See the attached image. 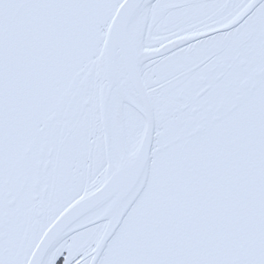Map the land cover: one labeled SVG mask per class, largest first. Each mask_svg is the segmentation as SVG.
<instances>
[{
	"label": "snow or ice",
	"instance_id": "snow-or-ice-1",
	"mask_svg": "<svg viewBox=\"0 0 264 264\" xmlns=\"http://www.w3.org/2000/svg\"><path fill=\"white\" fill-rule=\"evenodd\" d=\"M0 264H264V0H0Z\"/></svg>",
	"mask_w": 264,
	"mask_h": 264
}]
</instances>
